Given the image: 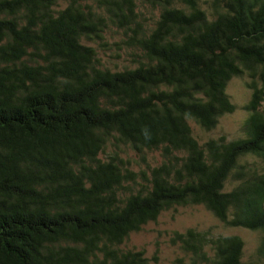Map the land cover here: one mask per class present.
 <instances>
[{
	"label": "trees",
	"instance_id": "obj_1",
	"mask_svg": "<svg viewBox=\"0 0 264 264\" xmlns=\"http://www.w3.org/2000/svg\"><path fill=\"white\" fill-rule=\"evenodd\" d=\"M234 77L253 80L243 136L200 141ZM263 104L264 0H0V264H151L128 239L194 206L260 233L264 264ZM171 242L173 264H244L238 235Z\"/></svg>",
	"mask_w": 264,
	"mask_h": 264
},
{
	"label": "rangeland",
	"instance_id": "obj_2",
	"mask_svg": "<svg viewBox=\"0 0 264 264\" xmlns=\"http://www.w3.org/2000/svg\"><path fill=\"white\" fill-rule=\"evenodd\" d=\"M60 4L61 7L66 6L64 2ZM108 39L110 42L116 40L113 34H110ZM88 45L98 49L100 56L110 67H122L131 64L128 61L118 59L113 52L103 51L96 43H89ZM252 81L248 77H234L229 82L226 93L235 106V110L221 117L216 129L205 131L195 122H191L194 135L197 139L206 141L210 138L217 139L221 136H226V138L232 140L243 136L245 123L249 117V113L245 110V105L250 101L252 96V89L248 87V84ZM122 150L125 151L127 157L136 162L134 164H137V170L139 168H146L148 163L142 162L135 152L125 147ZM113 151L114 148L108 146L107 152L111 153ZM148 160L152 166H155L158 161H162L158 152L150 154ZM229 187H232V183H229ZM188 229L210 230L216 236L238 235L245 243L243 263L248 264L256 259L255 250L260 233L239 228H227L202 206L177 208V210L164 212L157 221L147 224L141 232L131 235L127 241V245L143 251L151 264H173L177 259H182L185 262L188 261L186 256L177 246L172 244L171 237L175 232L183 233Z\"/></svg>",
	"mask_w": 264,
	"mask_h": 264
}]
</instances>
